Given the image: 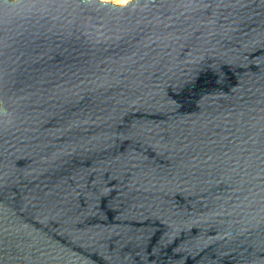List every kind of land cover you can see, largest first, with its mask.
<instances>
[{
	"label": "water",
	"instance_id": "water-1",
	"mask_svg": "<svg viewBox=\"0 0 264 264\" xmlns=\"http://www.w3.org/2000/svg\"><path fill=\"white\" fill-rule=\"evenodd\" d=\"M0 264H264V0H0Z\"/></svg>",
	"mask_w": 264,
	"mask_h": 264
},
{
	"label": "rangeland",
	"instance_id": "rangeland-1",
	"mask_svg": "<svg viewBox=\"0 0 264 264\" xmlns=\"http://www.w3.org/2000/svg\"><path fill=\"white\" fill-rule=\"evenodd\" d=\"M103 1H109V2H112L114 4H119V5H123L122 3L120 4V0H103Z\"/></svg>",
	"mask_w": 264,
	"mask_h": 264
},
{
	"label": "bare ground",
	"instance_id": "bare-ground-1",
	"mask_svg": "<svg viewBox=\"0 0 264 264\" xmlns=\"http://www.w3.org/2000/svg\"><path fill=\"white\" fill-rule=\"evenodd\" d=\"M103 1V0H102ZM129 1H131V0H120V4L122 3H124L123 5H125L126 3H128ZM119 5V4H118Z\"/></svg>",
	"mask_w": 264,
	"mask_h": 264
}]
</instances>
